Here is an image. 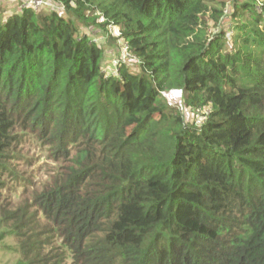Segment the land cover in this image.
<instances>
[{
  "label": "trees",
  "instance_id": "16d2710c",
  "mask_svg": "<svg viewBox=\"0 0 264 264\" xmlns=\"http://www.w3.org/2000/svg\"><path fill=\"white\" fill-rule=\"evenodd\" d=\"M13 2L0 191L26 141L58 167L31 204L0 203L13 264H264V0ZM110 24L138 64L115 48L102 67Z\"/></svg>",
  "mask_w": 264,
  "mask_h": 264
},
{
  "label": "rangeland",
  "instance_id": "374dc122",
  "mask_svg": "<svg viewBox=\"0 0 264 264\" xmlns=\"http://www.w3.org/2000/svg\"><path fill=\"white\" fill-rule=\"evenodd\" d=\"M1 2H3V8H1L4 9L2 12H7L9 10H12L13 12V10L19 9V7L14 5L13 0H0V4ZM103 21L104 20L102 19L100 20V22ZM226 24L227 23L225 22V25ZM113 26L114 37H119L122 39L121 28L119 26ZM81 30L91 39L93 37L91 36V33L95 34L98 32L93 31L95 29L87 30L82 28ZM94 40L97 42V44L102 46V67L106 69L107 67H110L109 62L111 61L112 56L117 55L115 48H118V46L115 42H109V39L103 41L102 37H100L98 40L95 38ZM129 69L131 71L138 70L137 65H133L129 67ZM166 96V100L173 107L183 112L186 122H201L202 116H200L198 112L186 108L182 103L183 98L179 94L168 93ZM20 149L22 151L17 154L14 159L9 160L10 167L5 173L2 181L4 182V186L3 184L1 185L3 187L0 191V203H2L5 207H10L15 203L22 204L24 201L31 204L33 193L41 190L42 187L46 185L57 172L58 167L54 162L47 158L44 149H42L39 144L26 141L23 145H21ZM38 224L39 226L42 224L40 216L38 217ZM6 244L13 245L14 240L12 238H6ZM42 246L43 248H46L45 250H49L51 248V246H47L44 243ZM52 246H56V244L53 243ZM17 258H19L17 253L10 252L4 247L0 248V264H13L16 262Z\"/></svg>",
  "mask_w": 264,
  "mask_h": 264
},
{
  "label": "built area",
  "instance_id": "2783aa9c",
  "mask_svg": "<svg viewBox=\"0 0 264 264\" xmlns=\"http://www.w3.org/2000/svg\"><path fill=\"white\" fill-rule=\"evenodd\" d=\"M45 4V0H25V3H23V6H32L35 10L38 8L43 7ZM113 28L114 26L112 24L107 26V34L100 36L102 37L103 41L106 40L108 36L114 37L113 35ZM108 35V36H107ZM100 37H97V40L100 39ZM117 40V45H118V53L119 57L114 61L115 65L118 62H129V63H134L138 64L137 59L133 58L130 55V49L129 46L119 37H114ZM206 113V112H205Z\"/></svg>",
  "mask_w": 264,
  "mask_h": 264
},
{
  "label": "clouds",
  "instance_id": "9594fccd",
  "mask_svg": "<svg viewBox=\"0 0 264 264\" xmlns=\"http://www.w3.org/2000/svg\"><path fill=\"white\" fill-rule=\"evenodd\" d=\"M121 39V38H120ZM122 40H123V38H122ZM124 41V40H123ZM125 42V41H124ZM126 43V42H125ZM127 44V43H126ZM128 45V44H127ZM130 49V48H129ZM131 52V51H130ZM166 96V95H165ZM167 97V96H166ZM169 103V102H168ZM170 104V103H169ZM171 105V104H170Z\"/></svg>",
  "mask_w": 264,
  "mask_h": 264
},
{
  "label": "crops",
  "instance_id": "0c3cea01",
  "mask_svg": "<svg viewBox=\"0 0 264 264\" xmlns=\"http://www.w3.org/2000/svg\"><path fill=\"white\" fill-rule=\"evenodd\" d=\"M100 36H102V34L97 35V37H100ZM97 37H96V38H97Z\"/></svg>",
  "mask_w": 264,
  "mask_h": 264
}]
</instances>
